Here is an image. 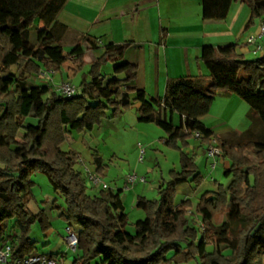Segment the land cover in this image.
<instances>
[{
  "label": "trees",
  "instance_id": "16d2710c",
  "mask_svg": "<svg viewBox=\"0 0 264 264\" xmlns=\"http://www.w3.org/2000/svg\"><path fill=\"white\" fill-rule=\"evenodd\" d=\"M68 1L0 0V69L15 68L19 75L11 92L5 91L8 77L0 75V247L12 245L8 264L38 252L31 237L35 225L43 234L52 230L46 212L34 213L29 207L35 197L32 177L37 173L45 175L55 193L64 198L65 206L54 204L53 210L60 212L67 225L79 227L74 264L97 260L99 264H264V55L247 60L235 44L205 46L198 61L209 76L170 79L164 96L154 99L134 84L139 68L125 61L131 42L100 46L95 38L85 37L89 51L102 49L103 53L91 62L78 93L68 97L53 86L35 82L43 69L61 73L68 60L78 70L88 63L82 44L67 55L61 43L68 27L58 17ZM234 3L249 8L246 30L264 18V0H202L203 20H226ZM109 63L114 66L111 77L102 73ZM219 92L236 95L250 107L252 125L237 140L218 138L200 121ZM136 103L140 104L138 122L162 129L168 147L179 149L182 141L187 149L198 132L203 145L216 140L223 158L231 162L224 173L233 178L229 187L216 183L217 191L205 192L195 207L205 233L195 227L199 222L188 217L194 208L191 200H184L180 207L175 204L180 185L192 183L198 189L204 181L195 159L182 148L181 171L171 172L160 199H138L137 208L146 218L136 222L135 233L127 230L122 190L89 194L87 180L76 169L80 154L61 149L73 131L92 132L104 118H117ZM177 114L179 126L173 121ZM29 119L37 124H27ZM20 131H24L22 143L18 142ZM93 161L101 173L104 159L95 154ZM219 214L226 221L215 226L213 220Z\"/></svg>",
  "mask_w": 264,
  "mask_h": 264
},
{
  "label": "rangeland",
  "instance_id": "374dc122",
  "mask_svg": "<svg viewBox=\"0 0 264 264\" xmlns=\"http://www.w3.org/2000/svg\"><path fill=\"white\" fill-rule=\"evenodd\" d=\"M103 1L104 0H78L77 4L72 5V7L65 12L64 18L69 22H78L83 32L87 33L86 35L90 34L97 36L102 45L110 42L122 43L134 40L142 46H147L150 43L156 42L158 39V18L161 17L165 19L167 26L174 29L170 41V49L165 53L163 66H167V69L165 71L162 66V77H165L166 73H170L171 77L175 75L179 77L185 75L186 71L189 73L188 75H192L191 73H193V70L190 68L186 69V65L182 63V53L185 54L188 50L195 52L198 45L203 43L201 42V38H199L200 28H197V25H199V17L196 0H189V2H191L189 8H186L188 5H181V2L184 0H172L175 1L173 4L163 1V4L158 8L155 6H148V8L143 11V16L137 25H133L128 21V16L121 17L109 23L104 22L93 25L95 14H98L100 11V7L103 6ZM117 1V4L126 5L131 0ZM129 17H131V15ZM95 23H99L98 20L95 21ZM107 24L111 25L106 29L105 27ZM188 25L192 30L190 28H184ZM35 27L37 28L38 25ZM109 30H113L114 32L113 36H109L110 42L105 38L108 36V34L105 33ZM250 32L251 31L247 32V35H249L247 39L251 35ZM34 38L35 36L33 34L32 39L34 40ZM82 40V34L67 30L61 40L65 49V54L69 55L74 47L81 44L80 42L83 43ZM233 40V37H228L224 43ZM83 47L87 52L86 60L88 63L82 70H78V67L68 60L66 64L63 65L61 73L54 74L51 71L43 69L40 78L36 79L35 82L53 86L58 90H60V87L63 85H70L80 90L83 75L91 70V62L96 60L103 53L99 51H89L86 44H84ZM263 55L264 53L254 54V57L252 56V58L248 59L253 60ZM156 56L157 51L149 50L148 47H146L139 57V59L142 60L140 62L142 75L138 83H140V87H145V89H147L148 95H150L148 97L154 99H158V95H162L164 92L162 79L160 83L156 82L158 85L156 84L154 86V75L152 76V72H150V63L156 59ZM113 67L111 63L104 65L102 68L103 75L111 77ZM0 75L8 77L5 91H14L16 78L19 76L17 70L12 68L4 72L0 69ZM219 98H215L214 102L216 101L217 103L214 106L212 105L210 112L202 117L201 120L209 125L225 123L224 126L245 130L250 124V119L248 117L250 111L249 105L239 97H234V101L231 100L227 102L220 101L221 98ZM90 101L92 104H96L97 102L95 99H91ZM137 117L136 111L132 107L130 110L124 111L123 114L117 118H104L102 123L96 126L92 132L79 133L73 131L69 140L64 142L61 146V149L65 152L71 151L80 154L82 162L77 164L76 169L81 173L82 177L87 180L89 194H98L101 189L92 187L87 178L86 167L93 173L98 174L103 183L107 184L110 190H122V201L125 212L129 218L127 230L130 233H135V224L137 221L146 218V213L137 208L138 199L142 197L151 201L159 200V193L162 189L167 187L171 179V172L181 171L182 150L180 149L182 148L185 153L189 151L188 148H183L182 141L178 142L179 149L168 147L163 142L164 138H166V134L162 129L154 124L140 123ZM27 124L36 125L37 121L29 119ZM175 125H180V116L178 114L175 118ZM71 129H73V126ZM23 136L24 131H20L18 137L19 143H22ZM240 137L241 135L229 134L223 136L222 139L232 141ZM189 143L194 147L192 157L199 166L201 175L206 180H204L203 185L198 188L200 191L197 194H195L193 190L191 194V190L189 189V185H191L193 189H197L195 188V184L188 183L181 185L177 191L175 204L180 207L181 203L189 197L195 208L199 203L200 194L207 190H211L216 183L228 188L233 178L226 177L224 174L225 167L223 163L226 160L225 158H221L220 162H216V167L213 168L212 165L215 163V160L208 159L207 146L203 145L201 141L195 137H193ZM95 154L100 155L104 159V168L101 173H98L97 167L93 161V156ZM227 161L229 160L227 159ZM129 176L145 178V181H137L134 184H130L128 181ZM32 179L35 183L33 189L35 197L29 205L31 211L39 213L41 210H44L46 214L49 212L55 228L57 229L59 224L62 223L61 230H66L67 223L60 218V212L57 209L53 210L54 204L62 207L65 206L64 198L55 193L45 175L37 173L33 175ZM214 180L217 182L215 183ZM194 208L189 210L188 217L191 218L192 221L199 222L195 215ZM73 226L76 231H79L78 226ZM34 227L41 233L39 225H35ZM195 227L199 228V224H195ZM35 229L31 236L34 240L41 241V238L38 239V233ZM202 231L205 233L203 229H200V232ZM42 234L43 233H41V236ZM208 248L209 251H212L213 246H209ZM225 253L230 254L229 251ZM95 262L92 264H95Z\"/></svg>",
  "mask_w": 264,
  "mask_h": 264
},
{
  "label": "crops",
  "instance_id": "0c3cea01",
  "mask_svg": "<svg viewBox=\"0 0 264 264\" xmlns=\"http://www.w3.org/2000/svg\"><path fill=\"white\" fill-rule=\"evenodd\" d=\"M77 1L78 0H69L66 7L64 8V10L59 15L58 20L61 23L65 24L68 27L69 31H73V32H77V33L82 34L83 40L85 37L95 38L100 43V46H105L106 44L102 45L97 36L90 35V34L86 35L87 33L83 32V29H82L81 25H79L78 22H76V21L69 22L67 19L64 18L65 12L67 10H69L72 7V5L77 4L78 3ZM114 1H116V2H114ZM163 1H165L169 4H173L175 2L172 0H170V1H166V0H162V1L161 0H131L126 5H120V4H117V2H118L117 0H104L102 2L103 6L100 7V11L98 12V14L96 13L95 17H94L95 21L98 20L99 23H95V21H94L93 25L94 24H101L104 22L109 23L111 21H116L117 19H120L121 17H125V16H128V21H130L133 25H137L143 16V14H142L143 11H145L148 8V6H155L158 8L161 4H163ZM184 1L181 2V5H188L186 8H189L190 7L189 5L191 4V2H189V0H184ZM196 2L198 5V17H199V19H198L199 25H197V28H200L199 38H201V42H203V43H200L198 45L197 50L195 52H192L191 50H188L186 52L183 51V52H185V54L182 53L183 54L182 55V63H184L186 66L184 64L183 65L186 67V69L190 68L193 70V73H191L192 75H188L189 73H187V71H186V73H185L186 76H189V77H191V76L208 77L209 76V71L207 70L205 65L202 62L198 61V59L201 57L202 48L205 46L219 47V46H224V45H229V44H235L238 46V49H237L238 54L243 55L247 60H249L248 58H252V56L254 57V54H255L254 47L249 46L247 44V40H248L247 37L249 36V35H247L248 34L247 32L251 31L250 32L251 35L252 34H258L260 31L261 25L264 24V22H263L264 18L257 20L254 27H252L249 30H246V25L250 19L249 8L245 4L234 3L230 9V13H229L226 20H224V21H204L203 17H202V0H196ZM130 15H131V17H129ZM109 25H111V24H109ZM109 25L107 24V26L105 28L107 29L109 27ZM184 28L187 29V28H190V26L188 25V26H185ZM190 29L192 30V28H190ZM173 31H174L173 28L166 25L165 19L160 17V18H158V39L156 42L150 43L147 46L146 45L142 46L140 43H137L134 40H130V41L122 42V43L110 42L109 36H113V34H114L113 30H109L105 33V34H108V36L105 38L110 43L125 44L128 42H131L133 44V46L125 54V61H128V62L133 63V64L138 66V68H139L138 78L134 84L138 88L145 90L147 95H148L147 89H145V87L144 88L140 87V83H138V80H140L141 75H142V67H141V63H140L142 60L139 59V57H140L141 53L145 50L146 47H148L149 50L157 51L156 59H154L150 63V65H151L150 72H152V76L154 75V83H155L154 86L157 84L156 82L160 83L161 79H162V85L164 86L163 87V90H164L163 94L158 95L157 98L164 96L168 80L176 79V78H180V77H186L185 75H182L179 77H176V75H175V76L171 77L170 73H166L165 77H162V74H161L162 66L164 65L165 53L168 52V50L170 49V46H171L170 41H171L172 36H173ZM228 37H233L234 40L230 41V42L227 41V43H224V42H226L225 40ZM80 43L82 45H84V43H82V42H80ZM98 51L103 52L102 49H100ZM134 51H136V52H134ZM132 55L136 58H134ZM135 55H137V56H135ZM163 67H164V70L166 71L167 66H163ZM120 78H122V77H120ZM159 86H160V84H159ZM217 95L220 96V98H221L220 101H224V102L231 101V100L234 101L233 98L237 97L236 95H232V94L225 93V92H219ZM148 96H150V95H148ZM219 96H216V97L219 98ZM217 101H219V100H217ZM236 101H238V100H236ZM216 103L217 102L215 101L213 103V106ZM139 108H140L139 103H136L133 106V109L136 111L137 116H138L137 111ZM175 118H176V115L173 116L174 123H175ZM200 121L203 122V124H205L207 127L211 128L213 130V132L215 133V135L220 139H222L223 136H226L229 134L242 135L252 125V122L250 121V124L248 125V127L245 130H243V129L239 130L236 128H231L229 126H224L225 123H220L218 125H209V124L204 123V121H202L201 118H200ZM188 150L189 151H187V154L189 156H192V151L194 152V147H192L191 144H190V147L188 148ZM220 161H221V159H219V162ZM223 166L225 167V171L229 170L231 167V162L225 160V162L223 163ZM203 179L206 180L204 177H203ZM214 181H215V183L217 182L216 180H214ZM210 188H211V186H210ZM189 189L191 190V194H192V190L195 191V194H197L200 191V189H193V187L191 185H189ZM208 191L216 192L217 187L213 186L211 190H207L205 192H208ZM204 193L200 194V197ZM121 198H122V195H121ZM187 200H190V198L188 197ZM194 210H195V208H194ZM47 215H48L50 222H51V225H52V230L50 232H48L47 234H42V236H41V233H42L41 228H40V231H41V233H40L39 230H36L37 228L35 229V227H33V231L35 229V231L38 233V235H37L38 239L41 238L40 239L41 241H36L32 238V240L37 242V244H38V252L48 254V255L58 256L57 259L64 262V264H74V260L77 259L78 254L73 255L68 250V246L65 242V231H64L65 229L61 230V224L62 223L59 224V227H57V229H56L52 220H51V216H50L49 212H47ZM197 218L201 220L200 217H197ZM225 221H226V216L224 214H219L215 217V219L213 220V223L215 226H219V225H222L223 223H225ZM33 231H32V233H33ZM99 263H100L99 260H97L95 262V264H99Z\"/></svg>",
  "mask_w": 264,
  "mask_h": 264
},
{
  "label": "built area",
  "instance_id": "2783aa9c",
  "mask_svg": "<svg viewBox=\"0 0 264 264\" xmlns=\"http://www.w3.org/2000/svg\"><path fill=\"white\" fill-rule=\"evenodd\" d=\"M247 44L249 46L254 47L255 54L264 53V24L261 25L258 34L250 35V37L247 40ZM60 91L62 92V94L68 97H73L78 93V90L70 85L61 86ZM194 137L198 139L200 137V134L197 132L195 133ZM207 156L208 158L215 160V163L212 165L213 168L216 167V162H218L219 159L223 158V152L218 147V143L216 142V140H213V142L209 146H207ZM86 174L92 187L100 188L102 190L110 189L107 184L103 183L102 179L99 177L98 174L93 173L87 167H86ZM128 181L130 184H134L137 181L144 182L145 178H138L137 176H129ZM198 224H199V229H203L205 231L204 225L200 222ZM65 231H66L65 242L68 246V250L73 255L78 254V246H79L78 232L71 225H67ZM12 251L13 249L10 243H6L0 247V264H8L10 262ZM17 263L18 264H64V262L52 258L48 254L39 253V252H36L32 256L25 258L22 262H17Z\"/></svg>",
  "mask_w": 264,
  "mask_h": 264
}]
</instances>
